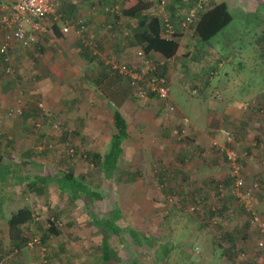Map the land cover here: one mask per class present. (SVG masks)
Instances as JSON below:
<instances>
[{
	"label": "rangeland",
	"instance_id": "374dc122",
	"mask_svg": "<svg viewBox=\"0 0 264 264\" xmlns=\"http://www.w3.org/2000/svg\"><path fill=\"white\" fill-rule=\"evenodd\" d=\"M153 1H157L159 6ZM198 1L202 2V11L205 12L207 0H181L174 4L171 0L146 2L154 4L153 12L157 14L162 12L170 19H174L173 17L179 19ZM216 1L220 6L215 25L212 31L206 28L203 41L197 42L195 46L197 54L194 53L191 58L194 67L197 66L195 61L203 60V67L193 73V64L190 61L184 66L188 67V71L185 72V76L189 78L186 82L187 87H200L206 84L204 95L186 98L183 101L184 95L179 91L174 95L175 86L172 84V95L175 100L180 104L183 102L184 108L188 111V118L200 125L204 116L214 108L209 105L212 103L216 104L217 111L221 112L226 105H236L243 100L246 104L243 107L245 110L249 109L252 113L253 109L254 116H264V0ZM227 1L231 2L227 4ZM133 2L134 0H109L99 8L101 3L97 6L94 0H91L89 10L91 9V13L97 17L96 29L93 27L92 34L95 30L102 33L105 29V13L102 14L105 12L102 11L105 6L118 5L120 11ZM61 3L65 18L80 17L86 20L81 11L77 10L81 9L82 6L78 7V4H83L82 0L78 2L61 0ZM71 6L77 9L72 12L71 9L74 8ZM146 9L143 13L148 14L149 9ZM109 17L106 15V19ZM119 17L120 26L131 36L136 29L134 23L137 18H126L127 16H123L121 12ZM99 21L101 23L97 24ZM130 36L124 39L134 44ZM45 38L49 44L46 47H62L61 42H51L49 36ZM192 43L193 41H190L189 45ZM135 51V47L123 41L122 48L110 53L117 61L131 63L135 60ZM26 52L33 57L31 51L26 49ZM98 52L102 53L100 44ZM85 53L87 54L86 51ZM81 58L85 61L82 63L84 65L82 69L86 70V73H79L80 80L87 81L100 96L118 103V98L126 95L125 80L110 70L105 81L95 84L91 77L97 75L98 70L104 72L105 69L99 64V61L103 60L100 58L94 60L93 67L97 71H93L91 60L87 57ZM8 65L12 70L10 73L5 72L6 65L0 61V88L5 82L11 85L10 91H3L8 98V104L3 102L2 107L0 102V156L4 157L8 168L16 176L9 175L6 183L0 182V264H225L223 256L235 259L236 254L230 247L231 238L224 236L218 240L217 236L219 233L224 234L225 228L231 225L232 220H236L240 228L247 229L242 214L236 211L228 216L220 215L221 219L215 225H207L203 223L200 214L189 213L186 209L195 194L206 196L203 191L207 185L203 186L202 190H195L193 188L198 185L195 186L194 183H191V186L188 183L174 182L175 178L173 181L171 179L170 183L169 180L168 182L165 180L168 178L166 174H163L165 179L160 177L161 172L169 173L173 168L175 170V166L168 167L167 163L160 160L158 147L164 144L168 148L166 143L179 144L181 147L191 144L185 132L180 139L173 133V137L169 133L157 136L146 123L148 132L138 131L140 136L136 132L130 133L129 138L124 140L125 150L120 155L119 168L113 172L103 173L92 163L89 156L91 152L104 153L108 150L109 135L114 131L112 116H43L38 112L39 107L34 100L29 101L25 108L26 91L22 86H16L14 82L21 83L17 81L18 73L13 64ZM89 68L91 69L87 71ZM183 83L180 82L181 86H186ZM190 91L191 89L188 90ZM18 98L23 101L22 111L26 110L22 116L12 115ZM129 98L139 103L131 93ZM31 104L36 106V109H31L33 116L27 113ZM147 107L150 108L148 112L156 110L152 108V104ZM148 112L146 111V115ZM157 116L162 114L158 113ZM261 121L264 122V119L260 118V121L256 119L255 122ZM249 137L251 140H241L237 137L235 140L260 144L262 153L254 156L253 160L264 166V136L259 143L255 139L260 135L253 134ZM216 141L220 145L223 143L221 138H217ZM242 144L240 143V147ZM70 148L74 149L75 157L67 154ZM87 155L88 159L85 158ZM217 158L218 163L224 160L221 152L217 154ZM224 165L222 167H225ZM67 170L81 178L90 189L99 192L103 197H94L92 200L90 198V204L87 206L84 204V198L72 199L67 192L50 180H47L40 193L31 191L23 180L20 181L27 174L54 178ZM261 172L263 173L264 169ZM211 186L209 183V187ZM211 190L212 188L210 192ZM228 202L230 205L228 209L231 212L238 207L234 200ZM24 205L29 206L34 213V220L25 227L24 236L25 238L36 236L40 243L32 248L16 251L12 248L8 231L5 233L4 227H7L6 221L10 214ZM116 208L120 211L121 217L116 218L115 223L121 230L119 234L111 233L107 237L108 245L115 257L103 263L100 256L103 233L92 221L91 212L98 218L109 217ZM244 213L248 217L245 211ZM128 227L144 236L143 244L133 240ZM252 236L254 237V232ZM166 243L172 246L162 260L157 257V251L161 244ZM195 247H199L198 253L194 252ZM232 248L234 249L233 245ZM246 259L244 261H248ZM244 261L241 263H245ZM231 264L239 263L235 260Z\"/></svg>",
	"mask_w": 264,
	"mask_h": 264
},
{
	"label": "crops",
	"instance_id": "0c3cea01",
	"mask_svg": "<svg viewBox=\"0 0 264 264\" xmlns=\"http://www.w3.org/2000/svg\"><path fill=\"white\" fill-rule=\"evenodd\" d=\"M15 1L17 0H0V13L1 8L3 6L12 4ZM82 1L83 4H78V7L82 6L81 9H77L76 7L71 6V8H74L71 10H73L72 12H74L75 9L81 11V14L86 17V20H84L91 34L93 32V27L94 29H96L95 23L97 17H95V15L91 13V9L89 10V7L91 6V0ZM95 1L97 2L95 3ZM107 1L109 0H94V4L98 6L99 3H101V6L99 7L101 8L104 5V2ZM144 1L146 2L147 0ZM171 1H173L174 4L175 2H180L181 0ZM63 2H67V0H63ZM156 2L153 1L155 5L159 6ZM230 2L231 1H227V4H229ZM153 3L146 9H149L148 15L154 17L156 16L159 19L165 16L162 12L160 14L153 12L155 10ZM206 5V11L201 12L198 19L192 26V29L186 33L179 34L174 39L176 40L178 45L177 50L173 56L165 60L164 65L161 67V70L165 74L169 85V99L170 102L175 105L176 112L167 113L163 107L162 102H160L159 100H155L154 98H148L146 100L141 101L140 99L135 97L137 101H139V103H135L133 98H129L130 89L126 81V95H121V97L118 98V103L112 101L111 99L109 100L105 97L100 96L97 92L93 90V86L88 85L87 81L80 80L81 76H79V73H86V70L83 71L82 69V66H84L82 63L85 61L81 57H87L88 55L85 53L80 38L74 32H71L66 35L61 34L59 38L55 37L54 42H61V48H48L46 47L49 45L46 41V38H40L39 42L35 45V47L33 46L31 47L32 49L30 48V50H28L33 53V57L28 55L26 50H21L22 48L18 44H11L12 46L8 50V55L10 58L9 63L15 66L16 72L19 76L17 77V81L21 82L14 83L17 87L22 86L26 91L24 93L26 97L25 108L27 107L29 101L34 100L35 102L37 101V106L39 107L38 112H40V114L43 116L77 117L112 116L113 111L115 109L119 110L120 108L119 112L124 117L127 124L128 138L130 136V133L136 132L137 134L139 133L138 131H146L145 126H147V124L148 126H150V130L154 131V134H156L157 136L163 133H169L171 137H173L172 133L175 128H181V126H183L185 133L188 135V138H190L189 140L191 141V144L186 146L182 145L181 147L179 144L169 145V143H166L168 145V148H166L164 144L161 147H158L157 153L159 154L158 157L160 158V160H162L163 163H167L166 166L168 167L169 165L172 168L173 166H175V170L173 168V171H170L171 173L161 172L160 177L165 179L164 175L166 174V177L168 178H166L165 180H167V182L169 180L170 183L173 181V178H175L174 182H180L185 184L188 183L191 186V183H194L195 186L198 185L193 188L195 190H202V187L207 185L206 190H204L203 192L206 193V196H208L210 194V189L214 188L215 184L219 182L228 183L229 181L228 176H226L228 175V168L225 161L222 159V161L218 163L219 160L217 158V154H219L220 152L223 154V152L218 146L220 144L216 141L217 138H221L219 135L216 134V130L220 127H226L229 130L232 129L234 131V136L236 135V137L241 140H251L249 137L250 135L258 134L260 135V137H257V139L255 140H257L256 142L259 143L261 141V137L264 136V122L261 121L259 123H256L255 121L256 119H259L260 121V118L264 119V116H254L253 109L252 113L249 109L245 110L243 107L246 104L245 102H243V100L237 102L236 105H226V108L224 110H221V112L217 111V105L212 103V105H209L214 108L210 109L207 115L204 116L203 123H201L200 125L196 122H191L190 118H188L187 116L188 111L184 108L183 102L182 104H180L175 100V97H173L172 84H174L175 86L174 95H177L176 91H179L181 94L184 95V98L182 99L183 101H185L186 98H192L197 95H204L203 91L205 90L204 87L206 86V84H202L200 87H187L186 82L189 81V78L185 76V72L188 71V67L185 68L184 66L189 61L193 64V62H191V58L194 56V53L197 54V48L195 46L197 42L203 41V36L206 33L205 29L206 26L209 24V19L212 18V20L214 21L217 19V10L220 6L219 2L216 0H207ZM105 7L102 9V11H104ZM102 14L105 15L106 22V15L108 16L109 14H107L106 12H102ZM173 18L174 19L171 18V20H178L175 17ZM137 22L138 20L134 23L136 27ZM100 23V21L97 22V24ZM115 30L116 35L114 36V38H111L106 31L102 32L104 35L101 32H97V30H95V33L92 34L99 41L102 56H109V54L112 55L110 52H115L118 49L122 48L123 41H125L127 44H131L133 48L135 47L137 49L136 41L133 40V44L132 41L124 39V36L122 35V30L124 29L122 28V26H120V24L116 26ZM1 41L2 32H0V43ZM190 41H193V43L189 45ZM124 49L126 50V48ZM178 61L180 62L179 64L177 63ZM194 63H196L197 66L194 67L193 64V73L199 70V68L203 67V60L195 61ZM91 68H94L93 64H91ZM91 68L87 69V71ZM93 71H97V69L94 68ZM181 81H183V84H185L186 86L182 87L180 84ZM177 82L179 83L178 85L175 84ZM16 86L12 85V87L14 88ZM10 89L11 85L6 84V82L0 88V102L2 103V107L3 102L6 105L8 104V98L6 95H4L3 91H10ZM190 89L191 91L188 92V90ZM150 104L153 105V109H156L152 113L148 112L150 108H148L147 106ZM35 107L34 104L33 106L32 104L30 105V108L27 111L29 116L34 115L32 114L31 109H36ZM146 111L148 112L147 115ZM158 113L162 114V116H157ZM181 116H187L186 118L188 119V123L186 125H183L179 122V118ZM29 118L31 117H28V119ZM146 132H148V130ZM138 136H140V133ZM239 142L241 144L242 142H244L242 144V149L244 150V152H246L247 155L250 154L242 158V162L244 163L243 173L246 177V182L251 183L255 180H258L260 182V187L256 189L253 194L252 208L256 212L264 216V172H261V170L264 169V166H261L259 163L253 160L254 156L262 153V148L260 147V144L255 145V142ZM124 150L125 147L123 145V152ZM222 165H224L225 167H222ZM118 168L119 162H117L116 169ZM219 179L223 180L219 181ZM209 183L212 184L211 187H209ZM191 188L192 187H189V189ZM228 206H230L229 202H226V206H224L221 216H228L231 215L233 212L238 211L234 209L231 212L228 209ZM221 216L218 217V220L221 219ZM246 228L247 229L245 230L244 228H240L237 225L236 220H232L231 225H228V227L225 228V232L228 231L229 233L227 234H230V236H227L233 240L232 241L230 239V247L232 251L236 254L234 260L229 258V256H223L225 264H231L235 260L239 264H260L261 262H264V250L256 249L253 242L255 235L254 237H251L252 232L249 227V224H247ZM4 231L6 233V226L4 227ZM243 232L248 235L243 234ZM232 245L234 249L232 248ZM224 247L227 248V246ZM241 250L246 252V256L240 257L237 254V252ZM245 259L249 262L244 261ZM243 261L245 263H241Z\"/></svg>",
	"mask_w": 264,
	"mask_h": 264
},
{
	"label": "built area",
	"instance_id": "2783aa9c",
	"mask_svg": "<svg viewBox=\"0 0 264 264\" xmlns=\"http://www.w3.org/2000/svg\"><path fill=\"white\" fill-rule=\"evenodd\" d=\"M78 2L79 0H72ZM163 3V1H161ZM203 9L201 1L196 2L176 21L168 17L160 18L159 32L163 38L175 39L179 34L191 30ZM104 11L109 14L106 20L104 31L114 38L116 26L120 21L118 5L105 7ZM57 28L62 35L74 32L81 40L83 46L88 47L91 52L97 53L99 42L96 37L90 34L87 24L80 17L67 19L62 12L61 0H17L12 4L3 6L0 13V32L2 41L0 43V54L8 60V50L16 43L22 49H30L35 46L40 38L50 37L54 41V28ZM122 35L129 37V32L124 30ZM135 60L131 63L117 61L115 58L107 57V64L111 71L124 79L130 89V93L140 99L154 98L162 102L167 113L176 112V107L169 99V85L161 67L165 60L156 59L152 53L145 51V44L138 43L135 51ZM10 68L6 72H10ZM19 102V101H18ZM21 108L15 107L12 115L21 114ZM183 125L188 123L185 116L179 118ZM184 127L175 128L173 134L177 138L184 135ZM223 143L219 146L223 152V158L228 168V183L219 182L214 185L208 197L203 195L192 196L186 209L189 213L200 214L203 223L215 225L221 215L226 202L234 200L238 207H242L248 214V224L251 232H254V246L258 250H264V216L253 210V194L260 187V182L255 180L247 183L243 173L242 158L246 152L235 140L231 130L220 127L216 130ZM230 198V199H229ZM40 243L38 237L28 239L27 246L33 247ZM199 252V247L194 248ZM240 257L246 256L245 251H239ZM260 264H264L261 262Z\"/></svg>",
	"mask_w": 264,
	"mask_h": 264
},
{
	"label": "trees",
	"instance_id": "16d2710c",
	"mask_svg": "<svg viewBox=\"0 0 264 264\" xmlns=\"http://www.w3.org/2000/svg\"><path fill=\"white\" fill-rule=\"evenodd\" d=\"M110 5L111 4H109V6ZM150 5H151L150 2H145L144 0H134L132 4L124 6L122 10H120V12L124 16H127L129 18H137L138 20L137 27L133 32V34L130 36L132 40L136 41L137 43L145 44V51L152 53V55L158 60H164L170 58L175 54L178 45L176 40L166 39L161 36L159 32L160 29L159 18H157L156 16L154 17L143 13V11L146 8H148ZM215 21L212 20V18H210L209 25L208 27L206 26V28L212 31V27L215 25ZM54 35L55 37L58 38L61 36V33L58 31L56 27L54 28ZM84 50L87 51V55H88L87 58L91 60V64H94V60L97 58L103 60L102 62L99 61V64L106 71L104 70V72L101 73V71L99 70L100 73L91 77L93 83L95 84H98V82L101 83L103 80H105V77L107 78L108 75L107 72L109 73L111 70L110 67L107 64H105L104 60L107 57H112V55L109 54V56H102L99 52L97 53L91 52V50L85 46H84ZM31 54L33 53L31 52ZM0 56L2 63L6 65L5 67V72H6V69L10 68V65H8L9 64L8 62H10L9 55H8L9 58L8 60H5L3 55L0 54ZM10 72H6V73H10ZM22 102L23 101H20L19 98L16 99L14 108L18 105L21 108ZM23 112L24 111H22L21 114H16L15 116H22ZM112 119L114 124V131L112 134L109 135L110 139H109L108 150L105 151L104 153L91 152L89 156L91 157L92 163H94L103 173H108L110 171L113 172L116 170L119 156L123 152V142L128 137L126 121L118 109H115L113 111ZM65 134L68 133L65 132ZM67 154L70 157L76 156V153L72 148L68 149ZM89 157L88 155L85 156L86 159H88ZM9 175L14 176L15 173L10 171L4 157L0 156V182L2 184L6 183L8 177H10ZM22 180L26 183V186L31 191H36L38 193L42 192L43 189L42 187H45V184H47V180H50L52 182H55L56 185L59 188H61L63 191L67 192L72 199H76L77 197L84 198V204H86L87 206L90 204L89 201L90 198L92 200L94 197H98V198L103 197V195L100 194L99 192L94 191L92 188L90 189V187L87 184H85L81 178L74 176V174L69 170L62 172L61 175H58L57 177L54 178H47L46 176H41V175L27 174L26 176L24 175L20 179V181ZM239 208L243 210L242 207ZM239 208L237 207L235 209L240 211V213L244 216L243 222L244 224L247 225L248 217H246L244 211H241ZM120 217L121 214L117 208L111 212V216L109 217L98 218L97 215L91 212L92 221L96 223L97 228H99L103 233V239L100 244V256L103 263H107L109 260H112L115 257L114 252L108 245L107 237L111 233L114 234L120 233L121 228L115 223V219L116 218L118 219ZM33 220H34V213L32 209L27 205L18 208L15 212H12L8 217L6 221L8 238L10 240L12 248L15 249L16 251L22 250L23 248H32L27 246V242L29 238H25L24 230L25 227L28 224H30ZM128 230L131 236L133 237V240L136 243L143 244L144 236L139 231H136L130 227H128ZM227 233L229 232L228 231L224 232V234L219 233L217 237L218 240L222 239L224 236H227L228 235ZM228 236H230V234ZM171 246L172 245L169 243L161 244L158 247L159 249L157 251L158 254L157 257L159 259L164 260L165 256L171 249Z\"/></svg>",
	"mask_w": 264,
	"mask_h": 264
}]
</instances>
